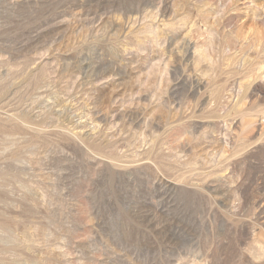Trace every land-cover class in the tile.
<instances>
[{"label":"rangeland","instance_id":"obj_1","mask_svg":"<svg viewBox=\"0 0 264 264\" xmlns=\"http://www.w3.org/2000/svg\"><path fill=\"white\" fill-rule=\"evenodd\" d=\"M0 264H264V0H0Z\"/></svg>","mask_w":264,"mask_h":264}]
</instances>
